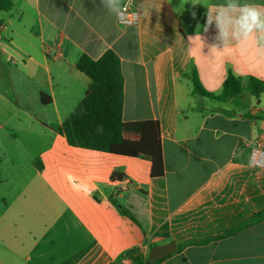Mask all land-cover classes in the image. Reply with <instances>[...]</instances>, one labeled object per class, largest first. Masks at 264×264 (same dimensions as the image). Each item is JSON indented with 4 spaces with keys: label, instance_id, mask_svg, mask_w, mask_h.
<instances>
[{
    "label": "crops",
    "instance_id": "crops-1",
    "mask_svg": "<svg viewBox=\"0 0 264 264\" xmlns=\"http://www.w3.org/2000/svg\"><path fill=\"white\" fill-rule=\"evenodd\" d=\"M12 1L0 13V264H264V164L249 163L264 147V92L249 88L264 61L205 31L224 0H124L137 24L101 0ZM107 50L120 58L123 120L159 124L162 173L53 129L91 84L80 57ZM194 73L213 94L233 74L243 92L194 94Z\"/></svg>",
    "mask_w": 264,
    "mask_h": 264
},
{
    "label": "trees",
    "instance_id": "trees-1",
    "mask_svg": "<svg viewBox=\"0 0 264 264\" xmlns=\"http://www.w3.org/2000/svg\"><path fill=\"white\" fill-rule=\"evenodd\" d=\"M13 6L12 0H0V13L11 10ZM77 67L90 78L91 84L70 116L61 125L53 126V129L65 136L72 146L146 158L153 164L155 171L162 173L164 160L158 122L123 120L124 88L120 58L116 53L107 50L98 59L83 54ZM192 84L194 94L221 102L238 98L243 92V81L233 74L227 77L221 94L206 91L196 73L192 75ZM249 88L254 95L259 96L264 92V82L250 78ZM35 165L42 168L40 159L35 160ZM121 212L133 218L129 212L123 209Z\"/></svg>",
    "mask_w": 264,
    "mask_h": 264
},
{
    "label": "clouds",
    "instance_id": "clouds-1",
    "mask_svg": "<svg viewBox=\"0 0 264 264\" xmlns=\"http://www.w3.org/2000/svg\"><path fill=\"white\" fill-rule=\"evenodd\" d=\"M101 4L118 20L124 22V0H101ZM207 9L205 31L214 27L218 47H222V50L234 48L241 55L252 56L258 62L264 61V5L241 0H224V3ZM193 15L195 16V13ZM197 39L201 42L200 35L190 38ZM213 48L217 49L216 46ZM249 163L256 164V161L250 159Z\"/></svg>",
    "mask_w": 264,
    "mask_h": 264
},
{
    "label": "built area",
    "instance_id": "built-area-1",
    "mask_svg": "<svg viewBox=\"0 0 264 264\" xmlns=\"http://www.w3.org/2000/svg\"><path fill=\"white\" fill-rule=\"evenodd\" d=\"M125 5L126 15L124 16V22H121L120 20L119 22L122 24H137L139 21L137 10L129 2L125 3ZM250 159H255L256 164H264V147L261 142L254 143ZM112 183L116 185L118 181L114 180Z\"/></svg>",
    "mask_w": 264,
    "mask_h": 264
},
{
    "label": "water",
    "instance_id": "water-1",
    "mask_svg": "<svg viewBox=\"0 0 264 264\" xmlns=\"http://www.w3.org/2000/svg\"><path fill=\"white\" fill-rule=\"evenodd\" d=\"M175 250H176V246L174 244L167 245L159 251V255L157 256V259H160L165 255L174 252Z\"/></svg>",
    "mask_w": 264,
    "mask_h": 264
},
{
    "label": "rangeland",
    "instance_id": "rangeland-1",
    "mask_svg": "<svg viewBox=\"0 0 264 264\" xmlns=\"http://www.w3.org/2000/svg\"><path fill=\"white\" fill-rule=\"evenodd\" d=\"M10 50H11V51H13V50H14V48L12 47V48H10Z\"/></svg>",
    "mask_w": 264,
    "mask_h": 264
}]
</instances>
